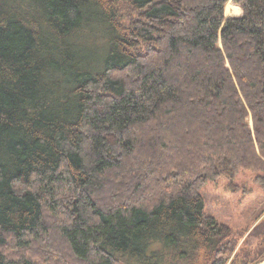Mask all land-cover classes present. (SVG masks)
I'll list each match as a JSON object with an SVG mask.
<instances>
[{
	"label": "trees",
	"instance_id": "obj_1",
	"mask_svg": "<svg viewBox=\"0 0 264 264\" xmlns=\"http://www.w3.org/2000/svg\"><path fill=\"white\" fill-rule=\"evenodd\" d=\"M242 171L264 0H0V264H227L200 190Z\"/></svg>",
	"mask_w": 264,
	"mask_h": 264
},
{
	"label": "rangeland",
	"instance_id": "obj_2",
	"mask_svg": "<svg viewBox=\"0 0 264 264\" xmlns=\"http://www.w3.org/2000/svg\"><path fill=\"white\" fill-rule=\"evenodd\" d=\"M238 9V16H226V5ZM225 18L241 16V9L229 1ZM94 45L100 46V39ZM253 174L242 171L232 179L208 181L200 190L205 212L227 225L233 233L236 247L227 264L237 255L236 264H264V195L254 182Z\"/></svg>",
	"mask_w": 264,
	"mask_h": 264
}]
</instances>
